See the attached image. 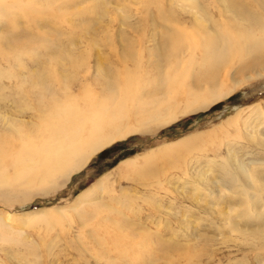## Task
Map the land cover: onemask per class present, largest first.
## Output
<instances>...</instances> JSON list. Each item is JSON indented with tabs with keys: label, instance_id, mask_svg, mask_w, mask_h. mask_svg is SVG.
<instances>
[{
	"label": "rangeland",
	"instance_id": "rangeland-1",
	"mask_svg": "<svg viewBox=\"0 0 264 264\" xmlns=\"http://www.w3.org/2000/svg\"><path fill=\"white\" fill-rule=\"evenodd\" d=\"M16 1L0 8V169L11 178L14 153L32 139V105L53 91L56 70L68 77L75 71L67 67L87 61L94 78L99 53L106 66L119 64V53L146 61L150 49L153 56L183 52L181 66L191 54L199 64L211 56L201 45L158 48L162 17L175 16L180 23L172 26L197 40L204 33L176 0ZM243 1L262 19L251 31L263 36L264 0H234L242 10ZM196 2L223 19L213 8H222L220 0ZM220 21L224 33L233 22ZM235 76L240 84L228 97L155 132L117 140L58 188L0 184V264H264V149L254 141L260 125L264 133V64ZM233 80L220 82L229 89ZM92 88L99 92L95 82ZM236 160L248 165L244 172ZM199 167L212 181L204 187L194 179ZM105 178V188L77 207ZM38 211L44 219L32 220Z\"/></svg>",
	"mask_w": 264,
	"mask_h": 264
},
{
	"label": "bare ground",
	"instance_id": "bare-ground-1",
	"mask_svg": "<svg viewBox=\"0 0 264 264\" xmlns=\"http://www.w3.org/2000/svg\"><path fill=\"white\" fill-rule=\"evenodd\" d=\"M9 1L0 0V8L7 6ZM22 1L17 0L15 5L23 3ZM196 1L198 0H176L175 3L180 2L183 8L190 10L195 23L204 31L199 35L201 38L197 40L184 35L183 30L172 26H178L180 23L175 16L162 17L164 25L160 36L156 34L160 41L157 46L163 50L168 47L193 48L201 45L205 51L211 53L209 58L206 54L199 64L192 61L197 56L191 54L190 62L181 66L183 52L177 56L174 53L164 56L162 52L153 56V50L150 49L146 61L144 58L135 61L128 58V54L119 53L120 62L116 66H106L99 53V58L94 62L96 74L93 79L92 75L89 76L91 68L88 67L87 61L67 67L75 71L72 75L68 74V77L56 70V77L53 75V91L49 95L43 93L42 98L32 105L34 131L32 139L27 137L21 142V154L14 153L17 158L13 166L15 176L11 178L9 172L1 170L3 167L0 166V184L9 187L21 186L24 189H39L52 184L53 188H58L60 180L69 179L81 172L94 156L117 140L155 132V128L169 126L180 117L205 110L209 105L219 102L238 89L240 83L235 80L236 74H244L264 64V35L255 36L250 27L262 26V19L253 8L246 5V1H243V10L237 7L234 0H220L222 8L213 3V8L219 10V15L223 17L221 21L211 16L207 8ZM253 2L259 5L257 0ZM227 18L233 22L231 26L225 23L224 33L220 29L219 21L223 23ZM231 27L236 31L232 32ZM129 60L134 63L132 67L128 63ZM168 66L170 67L167 68ZM149 68L153 70L152 74L148 72ZM233 69L238 73L234 74ZM78 72L84 73V76ZM229 77L234 79V85L228 89L220 80ZM93 82L100 88L99 92L93 90ZM218 87L221 88L216 90ZM74 88L83 94L82 97L73 94ZM262 128L263 125H260L257 129L260 131L257 136L261 140L256 137L254 141L264 149ZM246 135L248 137V134ZM165 152L166 150H161L156 155H165ZM2 155L0 151V157ZM224 162L227 163L228 160L225 159ZM236 162L238 172L242 173L248 167L245 163H240V160ZM251 164L256 163L252 161ZM220 166L228 171L226 164ZM131 167L136 168V163ZM199 169L194 179L202 180L201 185L204 187L212 181L204 180L201 167ZM228 175L233 176L229 173ZM107 181L108 179H103L95 189L78 198L77 207L92 201ZM224 190L228 189L223 188L221 192ZM192 196L196 200L199 195ZM251 201L257 202L255 199ZM43 212H36L32 215V220L44 219ZM219 215L221 216L222 212ZM255 218L256 216L251 219ZM258 218H264V214Z\"/></svg>",
	"mask_w": 264,
	"mask_h": 264
}]
</instances>
